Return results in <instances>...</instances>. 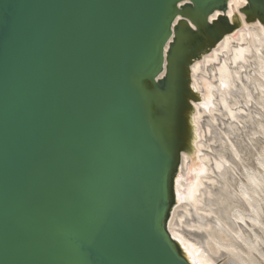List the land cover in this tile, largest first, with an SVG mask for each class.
<instances>
[{"label":"water","instance_id":"1","mask_svg":"<svg viewBox=\"0 0 264 264\" xmlns=\"http://www.w3.org/2000/svg\"><path fill=\"white\" fill-rule=\"evenodd\" d=\"M228 2L0 0V264H194L168 223Z\"/></svg>","mask_w":264,"mask_h":264},{"label":"bare ground","instance_id":"2","mask_svg":"<svg viewBox=\"0 0 264 264\" xmlns=\"http://www.w3.org/2000/svg\"><path fill=\"white\" fill-rule=\"evenodd\" d=\"M244 7L210 16L242 26L190 70L198 163L182 153L168 226L194 264H264V24Z\"/></svg>","mask_w":264,"mask_h":264},{"label":"rangeland","instance_id":"3","mask_svg":"<svg viewBox=\"0 0 264 264\" xmlns=\"http://www.w3.org/2000/svg\"><path fill=\"white\" fill-rule=\"evenodd\" d=\"M245 30H246V29H245ZM180 48H181L182 50H185V49L187 48V42H186V41L181 42V43H180ZM212 100L214 101L213 96H212ZM212 103H213V102H212ZM185 177H186L187 180H189V178H190L189 176H185ZM194 185H195V184H194ZM194 185H193V186H194ZM193 186H192V187H193ZM189 195H190V193H189ZM189 195H188V196H189Z\"/></svg>","mask_w":264,"mask_h":264},{"label":"snow or ice","instance_id":"4","mask_svg":"<svg viewBox=\"0 0 264 264\" xmlns=\"http://www.w3.org/2000/svg\"><path fill=\"white\" fill-rule=\"evenodd\" d=\"M234 2H235V3H240V4H242V5L247 6V5H249L250 0H234ZM245 10H247V9H245Z\"/></svg>","mask_w":264,"mask_h":264}]
</instances>
